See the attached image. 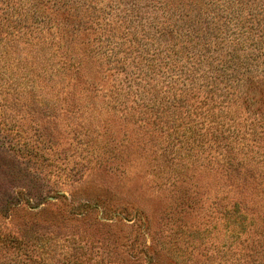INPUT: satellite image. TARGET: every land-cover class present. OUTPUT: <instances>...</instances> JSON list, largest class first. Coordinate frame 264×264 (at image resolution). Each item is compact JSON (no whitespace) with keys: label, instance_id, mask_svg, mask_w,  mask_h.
Instances as JSON below:
<instances>
[{"label":"rangeland","instance_id":"374dc122","mask_svg":"<svg viewBox=\"0 0 264 264\" xmlns=\"http://www.w3.org/2000/svg\"><path fill=\"white\" fill-rule=\"evenodd\" d=\"M0 140V264H264V0H0Z\"/></svg>","mask_w":264,"mask_h":264},{"label":"trees","instance_id":"16d2710c","mask_svg":"<svg viewBox=\"0 0 264 264\" xmlns=\"http://www.w3.org/2000/svg\"><path fill=\"white\" fill-rule=\"evenodd\" d=\"M7 140H11V139L7 138ZM19 147L20 146H16V145L14 146L13 142L0 140V151L2 154V156H0L1 157L0 177L3 175L8 177L11 181V187L14 188L9 190V194L6 197L7 201L11 203V206L9 207L10 212H12V210H17L19 209V207H21L20 204L22 198H27L30 202H32L36 198L40 199L43 197L46 199V195L48 198V194L52 192V188L50 187V185H48L46 181L47 172H45L46 171L45 168L47 169L48 166L45 167L44 162L41 160V153H39V150L37 148H33L31 150H25V148L22 149ZM10 154H15V156H17L18 158L14 157V160H9L8 157ZM21 155H25V157L22 158ZM35 159L39 160L41 163L35 162L34 163L35 165L33 166V161ZM98 199H99L98 202L100 201V203L104 201L105 203L104 205L106 206L104 209L106 210H110L112 209V206L113 207L115 206L114 204H112V206H109L110 205L109 203L111 202V198L108 197L107 195H101ZM72 202H74V204H77L75 203L74 200L67 199L68 206L70 207V213L73 216H75L74 211H77L79 207L85 206V208L86 207L89 208L88 204L85 202L80 201L77 205H74ZM119 212L118 210H114V213L117 215L119 214ZM4 213H2L3 216ZM2 215H0V219H5L2 217ZM86 216H87V209L84 210V214L80 217L81 219L78 220H85L84 218ZM123 219L124 220L126 219L128 221L132 220V219H128L127 217H123ZM145 220L147 221L146 218L143 219V221ZM120 221L122 222V218L120 219ZM8 222H11L12 223L11 225L14 224V220L11 218L9 219ZM101 223L105 224V222H101ZM18 227L19 226L13 228V226H9L8 228H6L7 231H5V234H3V230H0V236L4 241V244L9 246H12L14 243H16L17 245H22L19 240V237L16 236V231H17L16 229H18ZM77 263L80 264L82 263V261H79Z\"/></svg>","mask_w":264,"mask_h":264}]
</instances>
